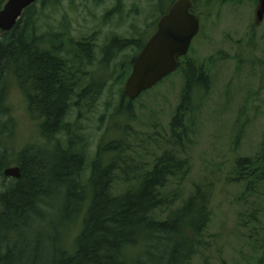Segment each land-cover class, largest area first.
<instances>
[{
    "label": "trees",
    "instance_id": "trees-1",
    "mask_svg": "<svg viewBox=\"0 0 264 264\" xmlns=\"http://www.w3.org/2000/svg\"><path fill=\"white\" fill-rule=\"evenodd\" d=\"M63 1L38 0L10 32L0 33V264H153L160 243L166 247L160 264H190L212 221L214 184L196 185L186 199L182 190L167 188L181 187L189 175V162L179 154L187 149L186 120L195 112L193 100L197 91L206 89L209 77L203 68L188 66L170 132L159 141L165 147L151 152L149 163L125 154L124 137L106 138L92 156L83 128L67 123L72 107H92L103 84L85 69L91 65L92 44L72 39L66 18L60 31L51 26L43 31L42 11ZM6 2L0 0V11ZM169 8H161V16ZM131 46L138 54L118 64L121 85L144 42L115 38L104 49L102 62L107 65L111 56ZM184 59L178 71L184 69ZM9 84L30 90L25 94L31 112L41 120L45 140L17 153L12 110L4 107ZM132 103L123 93L126 113ZM14 164L21 169L19 179L4 175ZM117 181L137 185L113 195ZM225 182L245 186L247 195L256 192L264 184V161L238 160ZM162 213L163 220L158 218ZM79 221L81 231L68 249L66 231ZM133 250L139 251L135 257Z\"/></svg>",
    "mask_w": 264,
    "mask_h": 264
},
{
    "label": "rangeland",
    "instance_id": "rangeland-1",
    "mask_svg": "<svg viewBox=\"0 0 264 264\" xmlns=\"http://www.w3.org/2000/svg\"><path fill=\"white\" fill-rule=\"evenodd\" d=\"M162 1L64 0L52 10L42 11L46 27L43 31L50 26L60 31L66 18L72 39L90 40L91 65L85 69L94 72L97 82H103L92 107L86 103L81 108L72 107L67 123L83 128L92 156L100 143L108 142L106 138L124 137L125 154L135 162L147 164L151 152L165 147L159 141L169 134L181 103L186 69L189 65L203 68L209 83L206 89L197 91L193 100L195 112L186 120L187 149L179 154L188 160L190 172L181 187L172 184L167 192L182 190L181 198L186 199L196 185L214 184L212 221L190 264H264V184L247 195L245 186L225 182L238 160L259 157L264 161V20L258 23L256 17L260 0L194 2L201 30L184 59V69L134 101L126 113L121 108L125 82L121 85L117 81L118 64L130 61L138 49L131 46L114 54L107 65L102 62L104 49L115 38L145 45L157 31L161 8L170 7L174 0ZM6 90L4 107L11 108L15 122V152L45 142L41 120L31 112L25 94L30 90L22 91L16 84H9ZM129 185L137 183L117 181L113 195L124 193ZM165 216L162 213L158 218L163 220ZM80 231L81 221L67 229L68 249L73 248ZM165 250L160 243L153 264H160L161 252ZM138 252L133 250L130 254L135 257Z\"/></svg>",
    "mask_w": 264,
    "mask_h": 264
},
{
    "label": "water",
    "instance_id": "water-1",
    "mask_svg": "<svg viewBox=\"0 0 264 264\" xmlns=\"http://www.w3.org/2000/svg\"><path fill=\"white\" fill-rule=\"evenodd\" d=\"M38 0H7L0 11V33L10 32L24 11ZM192 0H177L158 22L157 32L151 37L134 61L132 72L125 84L124 93L131 101L152 90L179 69V60L186 56L200 32L199 17L192 12ZM257 22L264 20V0L256 12ZM5 177L19 179L21 169L10 167Z\"/></svg>",
    "mask_w": 264,
    "mask_h": 264
},
{
    "label": "flooded vegetation",
    "instance_id": "flooded-vegetation-1",
    "mask_svg": "<svg viewBox=\"0 0 264 264\" xmlns=\"http://www.w3.org/2000/svg\"><path fill=\"white\" fill-rule=\"evenodd\" d=\"M193 3H194V2H193ZM194 4H195V3H194ZM172 5H173V4H172ZM172 5H171V6H172ZM171 6H170V8H171ZM194 7H195V5H194ZM170 8H169V10H170ZM169 10H168V11H169ZM192 12L195 13V8H193ZM195 14H196V13H195ZM196 15H197V14H196ZM197 16H198V15H197ZM199 19H200V18H199ZM200 20H201V19H200ZM157 27H158V24H157ZM155 33H156V32H155ZM155 33H154V34H155ZM145 45H146V44H145ZM144 47H145V46H144Z\"/></svg>",
    "mask_w": 264,
    "mask_h": 264
},
{
    "label": "bare ground",
    "instance_id": "bare-ground-1",
    "mask_svg": "<svg viewBox=\"0 0 264 264\" xmlns=\"http://www.w3.org/2000/svg\"><path fill=\"white\" fill-rule=\"evenodd\" d=\"M74 49V48H73Z\"/></svg>",
    "mask_w": 264,
    "mask_h": 264
}]
</instances>
